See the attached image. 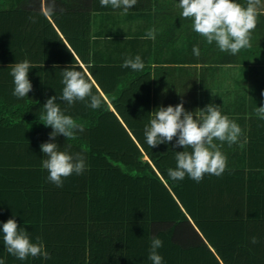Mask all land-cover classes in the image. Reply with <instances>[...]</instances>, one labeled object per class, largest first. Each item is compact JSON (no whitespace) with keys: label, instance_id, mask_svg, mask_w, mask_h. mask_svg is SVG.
Here are the masks:
<instances>
[{"label":"trees","instance_id":"1","mask_svg":"<svg viewBox=\"0 0 264 264\" xmlns=\"http://www.w3.org/2000/svg\"><path fill=\"white\" fill-rule=\"evenodd\" d=\"M235 2L246 6V0ZM51 3L52 0H0V69L11 68L12 64L28 60L35 66L30 70L37 75L48 76L50 71H55L58 76L60 71L73 65L76 66L75 70L85 75L80 66L83 64L93 78H97L98 68H106L105 75L108 77L109 68H115L117 76L113 81L120 96H113L109 92L106 94L118 116L127 126L130 114L134 119L149 116L145 104L150 92L147 73L135 77L131 75L130 68L88 64L92 57L91 38H84V35L91 26V14L107 12L111 7H101L100 0H55L54 11L45 15ZM170 16H164V23H171L178 15ZM72 25L76 26L74 30L71 29ZM262 27L264 17L258 13L257 26L251 33V47L241 49L235 55L222 52L223 61L241 65L239 69L242 71L264 70L261 59L264 53ZM202 51L205 54L206 51ZM253 56L259 60L253 59ZM85 78L88 79L86 75ZM140 79L146 85L142 86L141 91L136 90L134 97H129L130 90L134 89L132 85H138ZM92 91L101 96L94 85ZM262 93L264 87L261 89V106H264ZM102 101L101 107L93 111L89 122L86 123L82 114H76L84 121L85 131L82 138L77 135L70 142L80 148L83 141L87 143L90 154H95L91 156L94 158L88 167L90 181L82 191L88 193L86 208L89 210L83 212L80 218L81 211L72 206L73 217L61 221L58 227L53 223L56 227L54 230L59 234L56 237L59 244L57 253L50 255V260L43 261L42 257L31 256L25 260L17 259L6 251L1 233L0 260L4 264H152L148 259L151 240L158 237L163 241V246L158 249L163 264H264L262 214L261 221L253 223V208L245 210L241 206H229L230 203L218 205L213 201L212 205L211 200L200 201L196 194L207 198L209 194L211 196V191L209 188L197 190L194 184L200 186L213 181L214 176L205 174L199 183L187 175L182 181L171 180L168 169L176 168L175 154L184 151L182 147L175 146L176 139L151 148L146 140L141 139L140 133L130 137L128 130L135 132L136 129L130 125L125 128L118 116L108 110L103 97ZM31 103L36 104L27 102L26 105ZM105 108L106 113L102 114ZM101 119L105 121L104 127ZM86 139L87 142L84 141ZM144 153L151 163L142 160ZM7 177L0 173V187L7 183ZM237 178L236 173L226 172L219 181L222 186L220 193L224 194L225 187L236 186L231 183ZM245 204L247 206V200ZM2 205L3 202L0 203V217L3 214ZM5 207L14 218L10 206L6 204ZM32 209L30 206L29 210ZM34 215H37L36 221L21 214L15 220L18 227L30 228L36 240L37 237L41 240L44 234L47 235L44 224L47 219L38 211H34ZM3 223L0 220V226ZM253 236L258 238L257 244L251 243ZM45 237L50 245L48 236Z\"/></svg>","mask_w":264,"mask_h":264},{"label":"crops","instance_id":"2","mask_svg":"<svg viewBox=\"0 0 264 264\" xmlns=\"http://www.w3.org/2000/svg\"><path fill=\"white\" fill-rule=\"evenodd\" d=\"M261 6L258 13L264 17V0H261ZM165 12L172 15H166ZM181 12L179 0H137V4L126 14L123 8L113 9L112 7L107 12H93L91 26L87 28V34L84 35V38L88 36L91 38L92 57L88 64L103 67L121 66L125 58L134 59L136 55H139L145 67L148 68L140 71H133L130 68L131 75L135 77H138L139 74L141 76L148 74L150 90L148 98L145 99L149 116L143 115L134 119L135 117L130 114L127 117L128 126L136 129L135 132L131 129L128 130L130 137H134L132 134L140 133L141 139L145 142L144 130L150 124L152 112L161 106L174 107L180 103H183L185 110L192 112L194 118L197 119H199V109L214 104L219 107L222 115L235 121L242 130V135L236 144L229 147L227 142L221 143L214 140L218 149L227 158L225 172L220 177L213 175V181H207L200 186L194 184L195 189L198 188L197 190L209 188L211 196L209 194L208 197L210 198L202 197V194L196 195L200 201L211 200V204L215 201L214 203L218 205L230 203L229 206H241L245 210L253 208V215H255L253 223L261 221V214L264 218V120L257 116L256 109L262 104L261 89L264 87V70L261 71L258 68V70L242 71L236 68L237 64L224 62L222 51L217 48L216 43L208 44L204 37L195 33L192 29V20L180 16ZM175 15L178 16L176 19L173 18L171 23H164V16L174 17ZM74 27L76 26L72 25L71 29L74 30ZM150 28L157 30L156 38L154 40L143 39L142 37ZM56 30L58 29L56 28ZM81 31L83 35V25ZM261 31L264 32V27L261 28ZM261 41L264 44V33H262ZM194 46L199 47V56L193 54ZM202 49L206 51L205 54ZM223 53L228 54V52ZM261 59L264 64V53ZM50 64L57 66L56 63ZM80 66L84 69L88 80L94 81L93 85L100 92L108 110L118 116L106 94L109 92L113 96H120L116 82L113 81L117 76L114 72L115 68L114 70L109 68V77L105 75L106 68H98L95 79L83 64ZM222 68L232 69L231 83L228 87H224L222 83L219 85L216 81L219 80L217 73ZM10 71V67L0 69V173L8 176L7 183L0 187V201L4 203L0 220L7 222L8 219L13 218L5 207L6 204L14 212V219L21 214L24 218L28 217L36 221L37 215H34V211L43 213V217L47 219L43 220L45 233H47V235L44 234L43 239L37 241L30 228L25 227V230L30 242L42 243L45 250H49L48 253L53 255L55 252L57 253L56 247L59 244L56 242V237L59 234L54 229L60 226L59 223L67 217H73L72 206H76V209L81 211L80 218H82L83 212L89 210L86 208L89 199L88 193L82 191L84 187L87 188L90 181L88 167L90 160L94 158L91 156L95 154H90L87 143L82 141L81 147L76 148L70 144L73 140H67L62 134L55 140H50L49 134L53 129L50 126H45L39 119L45 114L43 106L47 99L61 96L64 87L61 83L64 70L60 71L58 76L55 71H50V74L45 76V74L37 75L34 71L29 70L28 78L32 84V90L28 96L23 98L12 95L14 83ZM214 83L218 86V91L222 94L221 97L218 91L215 94L216 89L212 86ZM145 85L143 79H140L138 85L133 84L134 89L130 90L129 97L132 95L134 97L136 90L141 91L140 89ZM101 87L105 91H102ZM202 92L203 94H201ZM224 95L228 100L231 98L228 106L225 104ZM123 99L126 100V97ZM27 102H36V104L26 105ZM56 102L65 115L71 116L83 126L84 121L77 118L76 114H82L87 123L94 111L90 107H86L84 102L78 101L71 107L67 105V102L59 99ZM101 113H106V108ZM118 119L125 128L128 127L121 117L118 116ZM104 122L102 119L100 120L103 127ZM83 134L84 132L77 133L81 138ZM84 141L87 142V139ZM46 142L56 143L60 151L84 154L86 170L83 174L73 173L64 179L63 187H57L49 182L47 180L48 171L41 167V161L45 157L40 146ZM69 145L70 147H68ZM142 160L150 162L145 153ZM226 172L236 173L238 178L231 183L236 186L225 187L224 194H221L222 186L219 181ZM3 198L4 201H2ZM30 206L33 208L32 210H29ZM24 207L26 208L23 209ZM260 207L262 208L261 212L259 211ZM241 211L243 212V210ZM53 223L57 224L56 227ZM0 233L3 236L2 226H0ZM45 236H48L50 245L45 241L47 238ZM45 260L43 259V261Z\"/></svg>","mask_w":264,"mask_h":264},{"label":"clouds","instance_id":"3","mask_svg":"<svg viewBox=\"0 0 264 264\" xmlns=\"http://www.w3.org/2000/svg\"><path fill=\"white\" fill-rule=\"evenodd\" d=\"M136 4L137 0H100L101 7L123 8L125 14ZM260 5L261 0H246V6L236 3L235 0H179L181 15L192 20L193 31L204 37L208 44L215 42L220 51L232 55L237 54L241 49L251 47V33L258 23ZM54 8L55 0H52L44 14H51ZM156 31L150 28L142 38L154 40ZM192 51L194 55L199 56V47L194 46ZM121 66L134 71L143 70L145 67L139 55L134 59L125 58ZM30 68L35 66L28 60L11 65L13 96L23 98L32 90L28 78ZM75 68L76 66L73 65L70 69L62 71L61 83L64 85L62 94L59 98L57 96L48 98L43 106L45 114L39 117L41 123L53 129L49 134L50 140H55L61 134L67 140H75L78 132L85 131L82 124H78L71 116L61 111L57 99L67 102L69 107L78 101L84 102L86 107L93 110L99 109L103 103L100 95L93 94L94 81L90 82L82 71H77ZM256 114L264 120V106L257 107ZM144 135L146 143L151 148L161 143L172 142L176 138L175 146L182 147L184 151L176 152V168L168 169V177L173 181H182L187 175L199 183L205 174L220 177L226 170L227 158L218 149L214 140L227 142L231 147L238 142L242 130L235 121L222 115L219 107L214 104L199 109V119H197L192 112L185 110L183 103H180L174 107L161 106L152 112L150 124L145 127ZM40 147L45 157L41 161V167L48 171L47 180L57 187H63L64 179L73 173L81 175L86 170L84 154L60 151L58 145L52 142L43 143ZM2 233L6 251L17 259L25 260L29 256L51 258L42 243L30 242L27 231L18 227L14 218L3 223ZM258 242L257 237L251 238L252 244ZM162 246L163 241L160 238H152L148 255L152 264H163V257L158 254V249ZM0 264H4V261L0 260Z\"/></svg>","mask_w":264,"mask_h":264},{"label":"rangeland","instance_id":"4","mask_svg":"<svg viewBox=\"0 0 264 264\" xmlns=\"http://www.w3.org/2000/svg\"><path fill=\"white\" fill-rule=\"evenodd\" d=\"M261 8H262V6L260 5L258 10H260ZM252 58L253 59H257L258 57L257 56H253ZM240 66L241 65H237L236 68L239 70ZM261 71H262V69H261ZM230 73H232V69H230V68H222V70L219 73H217V76H218L219 80H216V81L219 83V85H221L220 83H222V85L224 87H228L230 85V83H231V74ZM212 86L215 87V89H216L215 90V94H216V92L219 90L218 86L215 83ZM203 92L201 94H203ZM218 94H219L220 97L222 96L221 92H219V91H218ZM230 96H231V94H230ZM223 98H224L225 104L228 106V103L230 104V99L231 98L228 100L225 95H224Z\"/></svg>","mask_w":264,"mask_h":264}]
</instances>
